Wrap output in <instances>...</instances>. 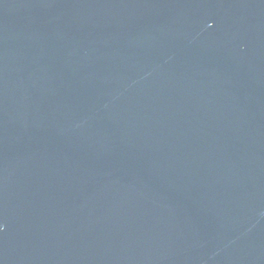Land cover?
Returning a JSON list of instances; mask_svg holds the SVG:
<instances>
[{
    "label": "water",
    "instance_id": "1",
    "mask_svg": "<svg viewBox=\"0 0 264 264\" xmlns=\"http://www.w3.org/2000/svg\"><path fill=\"white\" fill-rule=\"evenodd\" d=\"M0 264H264V0H0Z\"/></svg>",
    "mask_w": 264,
    "mask_h": 264
}]
</instances>
